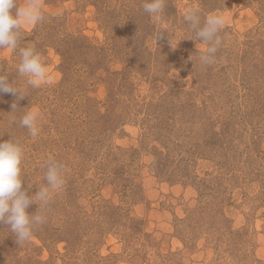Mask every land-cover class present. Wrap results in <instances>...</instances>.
<instances>
[{"label": "rangeland", "instance_id": "obj_1", "mask_svg": "<svg viewBox=\"0 0 264 264\" xmlns=\"http://www.w3.org/2000/svg\"><path fill=\"white\" fill-rule=\"evenodd\" d=\"M39 2L43 20L59 16L63 32L104 47L106 67H87L93 52L76 55L65 76L54 48L24 36L48 71L26 92L22 39L0 50V75L24 95L0 93V142L23 147L22 188L33 196L45 186L50 158L64 170L47 205L27 208L45 217L29 241L0 221V264H264L259 3L165 0L153 16L145 0ZM192 7L201 23L226 21L209 65L184 19ZM29 109L40 113L36 137L20 125Z\"/></svg>", "mask_w": 264, "mask_h": 264}, {"label": "clouds", "instance_id": "obj_2", "mask_svg": "<svg viewBox=\"0 0 264 264\" xmlns=\"http://www.w3.org/2000/svg\"><path fill=\"white\" fill-rule=\"evenodd\" d=\"M17 0H0V50L11 49L15 51L21 32L28 25H35L43 19L39 0H27L20 3L13 15L11 9ZM165 8V0H145L144 10L149 15L159 16ZM185 21L195 32L196 40L205 47L199 59L202 65H209L221 44L218 33L225 26V18L220 14L208 15L201 23L199 9L188 8L184 13ZM172 44V41H170ZM21 61L18 71L26 77L27 83L32 87H39L47 82L48 71L44 60L34 46L20 48ZM11 92L19 94V90L9 83L8 77L0 75V93ZM16 107L13 103L12 109ZM40 113L37 110H26L20 120V125L26 128L32 137L38 136ZM22 145L11 138L0 142V221L5 222L12 233L15 234L18 244L27 242L32 238L35 226L43 224L45 217L39 213L30 214L27 208L36 202L39 208L47 205L54 192L64 184L63 166L49 159L45 173V186L40 187L33 196H29L22 188ZM38 208V209H39Z\"/></svg>", "mask_w": 264, "mask_h": 264}, {"label": "trees", "instance_id": "obj_3", "mask_svg": "<svg viewBox=\"0 0 264 264\" xmlns=\"http://www.w3.org/2000/svg\"><path fill=\"white\" fill-rule=\"evenodd\" d=\"M253 2H257L260 5V9H264V0H251ZM48 20L45 19L41 20L36 28L32 32H28L23 30L21 32V45L20 48L25 47V44L29 40L23 39L24 36H28L29 38L35 39V46L36 49H44L47 48H54L58 54L62 58V69L64 71V75L67 76V69H70L71 66V60L76 56L80 55H86L88 54V58L91 55V53H95L94 58H92V62H90V66L87 63V67H89L90 70H94V68H105L103 64V51L105 50L104 47H97L94 46L89 38L87 36L81 35V34H75L74 32H63L60 22L59 16L54 15H48ZM43 31L42 29H46ZM42 30V31H41ZM264 46L263 42H259L257 46ZM91 57V56H90ZM258 64V62H257ZM260 65H257V67ZM24 84L27 86L26 89H28L26 92H29L33 90V87L30 86L27 82H24ZM26 97V96H25Z\"/></svg>", "mask_w": 264, "mask_h": 264}]
</instances>
